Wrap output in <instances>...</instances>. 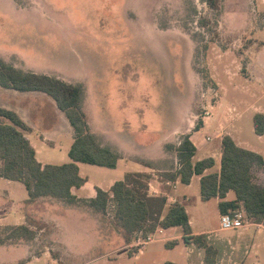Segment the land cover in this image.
Listing matches in <instances>:
<instances>
[{
	"label": "rangeland",
	"instance_id": "374dc122",
	"mask_svg": "<svg viewBox=\"0 0 264 264\" xmlns=\"http://www.w3.org/2000/svg\"><path fill=\"white\" fill-rule=\"evenodd\" d=\"M0 56L19 69L80 85L82 107L94 123L104 122L110 110L109 129L128 139L134 130L124 132L125 124L131 122L144 144L164 131L172 134L168 143L179 142L182 130L196 127L223 100L240 139L264 154V136L259 137L253 123L254 113L264 109V0H219L217 7L205 0H0ZM52 101L0 86L1 105L25 109V115L41 123L28 133L38 147L37 157L61 164L70 161L73 133L56 125L60 121ZM42 132L54 144L43 141ZM129 164L83 163L82 171L106 185L112 177L125 179L136 166ZM173 164L164 163L158 172ZM254 179L262 180L255 173ZM190 194L191 214L200 220L195 230L213 231L208 241L218 248L216 264H264V229L256 223L216 230L215 201H203L197 185ZM101 217L109 238L126 240L111 209ZM82 228V249L69 264H203L197 249L188 258L190 247L182 239L173 247L151 242L137 258L123 249L99 257L110 246L89 237L94 233L89 222ZM52 229L48 225L41 231L39 247L51 242ZM142 233L128 237L133 241Z\"/></svg>",
	"mask_w": 264,
	"mask_h": 264
},
{
	"label": "trees",
	"instance_id": "16d2710c",
	"mask_svg": "<svg viewBox=\"0 0 264 264\" xmlns=\"http://www.w3.org/2000/svg\"><path fill=\"white\" fill-rule=\"evenodd\" d=\"M217 7L219 0H205ZM0 86L19 91H41L52 97L62 110L74 130V142L69 150L72 161L62 164H42L36 150L26 135L30 129L17 111L0 106V176L22 181L29 200L40 196H52L69 203L87 202L97 211L107 213L111 209L115 223L128 234L138 231H154L158 226L169 228L182 226L186 242H193L205 250L203 264H216L218 248L208 241L205 233L193 235L190 217L184 205L175 203L166 209L165 196H154L148 192L149 175L141 172L129 173L123 180L116 181L111 189L97 188V195L89 200L79 199L72 187H80L86 178L80 174L78 161L114 168L119 154L101 145L91 132L88 117L82 107V87L59 77L25 71L7 62L0 56ZM257 134H264V112L254 114ZM202 119L196 126L199 128ZM181 167L182 182L190 183L194 174H202L201 196L203 200L219 197L221 213H230L243 206L255 223L264 225V184L254 179L253 167L264 166V156L237 144L227 134L222 140L220 172L205 174L215 163L213 157L193 162L196 146L189 135L174 146ZM233 191L235 196L228 198ZM40 226V225H39ZM37 230L28 225L0 228V242L8 238L32 239ZM162 264H181L167 260Z\"/></svg>",
	"mask_w": 264,
	"mask_h": 264
},
{
	"label": "crops",
	"instance_id": "0c3cea01",
	"mask_svg": "<svg viewBox=\"0 0 264 264\" xmlns=\"http://www.w3.org/2000/svg\"><path fill=\"white\" fill-rule=\"evenodd\" d=\"M16 91L19 92V90ZM20 92H30L32 94L34 93V95H39V97H44L47 99L51 98L54 101L52 102L55 105L56 117L60 121L59 123H56V125L62 124V126L65 127L66 131L69 130L70 132H72L74 142L73 127L67 119L65 113L58 108L55 100L52 97L41 91ZM45 94L48 95L50 98H48ZM0 106L17 111L21 118L30 127V129L26 131V135L30 139L31 144L34 146L37 156L38 147L35 145L33 139L29 136L28 133H31V131L35 128V124H41L40 122H38V118L35 119L31 114V116H28V114L25 115L24 113L26 110L21 109L20 107L1 104ZM215 107L214 109L210 108V115L204 116L203 122L199 128L194 126L193 128H188L187 130L184 129L180 132L183 138L184 136L189 135L190 139L196 146V152L192 159L193 162L195 163L204 158L213 157L215 163L212 167H209L205 170V174L220 172L222 159V140L223 137L227 134L231 135L237 142V144H239L240 146L254 150L264 156L261 151H259L255 147H249L250 145H248L245 140L243 141L240 139L238 135L239 127L237 128L234 125L232 126L229 122V116L227 114L224 101L222 100V102L215 105ZM84 110L88 117L90 130L95 135L97 140L101 143V145L106 146L119 154V159L116 167H118L121 160H124L125 166L127 168L128 165L130 166V162H134L136 166L132 167L133 169H129L127 174L135 172L148 174L149 194L154 196H165L167 199L166 209L170 205H173L175 203H180L184 205L190 217V224L192 227L193 235L198 233H205L210 239V236L212 235L211 232H213L211 231L212 229H201L199 231L195 230L194 225L196 223V220L198 224L200 223V220L195 219L190 211V204L193 201V196L190 194V189L192 187H196L197 185L200 189L201 196L202 174H194L190 183H184L182 182L180 174L178 172L181 167V164L179 163L178 153L174 146L179 145L182 140L177 143H168L171 141L172 134L170 132L166 133L164 131L156 134L158 135L156 137L157 139H154L147 144L141 143L138 141V130L136 125L133 126V124H131L129 126L131 122H129L127 126L125 124L124 132H129L128 134L130 135L133 129V135H126L125 137H128V139H120V135H122V133H118L113 131L112 129H109V127H111V122H113V115H111L110 110L109 114H106L105 116L106 120L101 124L94 123L91 119V115L88 109ZM256 112H264V109H258ZM57 114L59 115V117ZM230 126L232 128L231 130L229 129ZM50 129L52 128H49L47 130ZM207 135H212L213 138L210 141H206L205 137ZM258 135L259 137L264 136V134ZM38 136H40L43 141H47L50 144H54V141H52L46 134H43V132L40 134L38 133ZM37 159L42 164H47V162L41 161L38 157ZM70 161H72L71 157ZM168 161L171 164L174 163L173 166L170 168H165L163 171L160 169L161 172H158L159 169L157 168L163 167V164ZM77 163L79 165L80 174L86 178L85 183L80 187H72L73 194H75L79 199L89 200L91 198H94L97 195L98 187L104 190H109L116 181L123 180L121 178L112 177L110 178L108 183H106V185L102 182H96L92 179L89 173H83L82 171V164L87 162L78 161ZM86 169H88L87 171L90 172L89 168ZM254 173L258 177L262 178L261 181H256L260 184H264V166L255 165L253 167V174ZM234 196L235 194L233 191L228 193L229 199L234 198ZM28 200L29 192L22 181L8 179L3 176H0V228L25 224L28 225L30 228L37 230V234L32 239L14 237L8 238L5 241L0 242V264H42L43 261H45V264H69L68 262H71L70 259L73 256L78 255L82 249L79 244V241L83 237L82 225L86 224V222H89V224L92 226L91 232L94 231V233L89 237L94 236L96 237V242H99L104 245L108 244L110 246V249H107L102 252L99 257L109 256L112 252L117 251L118 249L127 250L132 257L136 258L145 253L144 249L139 255H135L133 250L130 251V247L131 245H133L135 239L132 241L127 239L125 240L122 238H119V240H113L112 237L109 238L107 234V229L103 226L102 223V212L97 211L85 201L69 203L67 201L52 196H40L34 201ZM211 200H214L218 206V213L216 217V223L218 228L216 230H219V218L221 214L219 210L220 198L212 197L209 200L203 201ZM40 221H42L43 226L40 225ZM47 224L53 226V229L50 233L51 242L46 243L45 245H43V247H39L36 241H38L39 234L41 233V231H43L44 228L48 226ZM257 226H259L260 230L264 229L263 224H258ZM177 228L180 230L176 231ZM119 231L122 232L121 228L119 229ZM170 231H172V233H170ZM86 232L87 234H89L88 230H86ZM180 239H182L184 243L187 244V248L190 247L189 251L186 253L188 258H192L194 253L193 251H195V249L199 250V254L203 255V257L205 258V250L203 248L197 246L193 242L185 241L182 226H172L169 228H165L163 238L157 241H163L168 246L173 247L175 244L180 242ZM54 246L59 247V249L55 250ZM192 262L189 261V263L187 264H191Z\"/></svg>",
	"mask_w": 264,
	"mask_h": 264
},
{
	"label": "built area",
	"instance_id": "2783aa9c",
	"mask_svg": "<svg viewBox=\"0 0 264 264\" xmlns=\"http://www.w3.org/2000/svg\"><path fill=\"white\" fill-rule=\"evenodd\" d=\"M210 115V110L206 111L204 116ZM213 138L212 135H207L205 137L206 141H210ZM251 224H256L253 219L247 214L245 208L240 206L234 209L230 213H221L219 218V227L221 230H238L243 228H248ZM261 224V223H257ZM165 228L158 226L154 231L145 233L143 235L142 231L131 246L137 247L133 250L135 255L141 254L143 247L147 244L157 241L164 236Z\"/></svg>",
	"mask_w": 264,
	"mask_h": 264
}]
</instances>
